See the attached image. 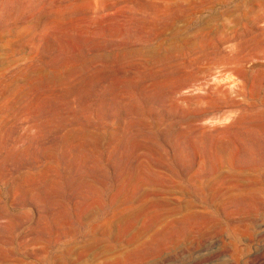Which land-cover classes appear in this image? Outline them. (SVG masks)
I'll return each instance as SVG.
<instances>
[{"label":"rangeland","instance_id":"rangeland-1","mask_svg":"<svg viewBox=\"0 0 264 264\" xmlns=\"http://www.w3.org/2000/svg\"><path fill=\"white\" fill-rule=\"evenodd\" d=\"M236 261L264 264V0H0V264Z\"/></svg>","mask_w":264,"mask_h":264},{"label":"bare ground","instance_id":"bare-ground-1","mask_svg":"<svg viewBox=\"0 0 264 264\" xmlns=\"http://www.w3.org/2000/svg\"><path fill=\"white\" fill-rule=\"evenodd\" d=\"M223 249H224V248H223ZM225 249H226V248H225ZM221 252H222V251H221ZM234 259H235V258H234ZM247 259H248V258H247ZM225 261H227V260H225ZM225 261H224V262H225ZM244 261H245V260H244ZM248 262H249V261H248ZM248 262H247V263H248ZM230 263H231V262H230ZM233 263H234V264H239V262H238V261H236V262H233Z\"/></svg>","mask_w":264,"mask_h":264}]
</instances>
